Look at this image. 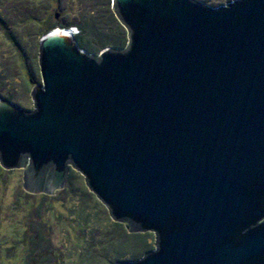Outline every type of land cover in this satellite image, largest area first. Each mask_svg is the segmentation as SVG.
<instances>
[{
  "label": "water",
  "instance_id": "obj_1",
  "mask_svg": "<svg viewBox=\"0 0 264 264\" xmlns=\"http://www.w3.org/2000/svg\"><path fill=\"white\" fill-rule=\"evenodd\" d=\"M123 49L38 40L33 110L0 96V166L52 194L69 164L155 249L113 264H264V0H111Z\"/></svg>",
  "mask_w": 264,
  "mask_h": 264
},
{
  "label": "rangeland",
  "instance_id": "obj_2",
  "mask_svg": "<svg viewBox=\"0 0 264 264\" xmlns=\"http://www.w3.org/2000/svg\"><path fill=\"white\" fill-rule=\"evenodd\" d=\"M204 1L223 6L233 0ZM92 14L114 29L112 20L117 18L111 0H0V96L33 110L30 93L42 83L39 38L51 25H83ZM24 170L0 166V264H113L136 261L155 249L152 231L143 233V247L139 236L116 239L135 231L128 222L110 218L71 164L66 178L70 185L52 194L26 192ZM31 239L39 245L33 246ZM111 243H118L119 249H142L119 252Z\"/></svg>",
  "mask_w": 264,
  "mask_h": 264
},
{
  "label": "trees",
  "instance_id": "obj_3",
  "mask_svg": "<svg viewBox=\"0 0 264 264\" xmlns=\"http://www.w3.org/2000/svg\"><path fill=\"white\" fill-rule=\"evenodd\" d=\"M49 5H51V2L48 3ZM99 14H92L90 15L87 21H85V23L82 24H73V23H67V24H62L61 28H56V26H49L48 30L45 32H49L51 30L54 29H74L76 32L73 33L74 39L76 41V44L78 45V47L80 49L85 50L86 52L89 53H98L99 51H101L104 48H111V49H118L121 50L125 47L126 42H127V33L126 30L121 26V24L119 23V21L115 18H113L112 20V24L114 26V29L108 28V26L106 27V23L104 22L103 19H99ZM44 33V34H45ZM42 34V35H44ZM41 35V36H42ZM41 231L39 230V233ZM144 232H133V233H123L120 238H116L118 241L121 239V237H125V238H129V239H133L136 236H139L143 239V241H141V244L143 247L145 245V239H144ZM39 236V240L42 239V236L40 234H38ZM31 244L33 246H38L39 243L37 242V240H33L31 239ZM118 245V243H117ZM117 245H115V247L112 246V243L110 244L111 248H116L117 251H134V252H139L140 250H134V248H129L127 249H119V247H117ZM33 251V247L32 249H30V253Z\"/></svg>",
  "mask_w": 264,
  "mask_h": 264
},
{
  "label": "bare ground",
  "instance_id": "obj_4",
  "mask_svg": "<svg viewBox=\"0 0 264 264\" xmlns=\"http://www.w3.org/2000/svg\"><path fill=\"white\" fill-rule=\"evenodd\" d=\"M56 30H60V29H56ZM62 30H67V29H62ZM69 34H72L73 35V32L71 30H68L67 31Z\"/></svg>",
  "mask_w": 264,
  "mask_h": 264
},
{
  "label": "flooded vegetation",
  "instance_id": "obj_5",
  "mask_svg": "<svg viewBox=\"0 0 264 264\" xmlns=\"http://www.w3.org/2000/svg\"><path fill=\"white\" fill-rule=\"evenodd\" d=\"M262 221H264L263 219L262 220H260V222H262Z\"/></svg>",
  "mask_w": 264,
  "mask_h": 264
}]
</instances>
